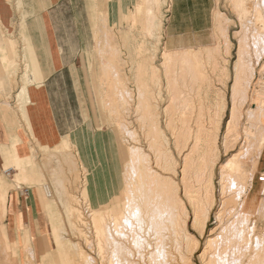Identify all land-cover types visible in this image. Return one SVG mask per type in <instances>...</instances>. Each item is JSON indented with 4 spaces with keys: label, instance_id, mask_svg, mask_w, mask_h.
<instances>
[{
    "label": "bare ground",
    "instance_id": "6f19581e",
    "mask_svg": "<svg viewBox=\"0 0 264 264\" xmlns=\"http://www.w3.org/2000/svg\"><path fill=\"white\" fill-rule=\"evenodd\" d=\"M229 1L239 22V29L233 32L237 52L232 75L228 64L234 45L228 28L233 19L219 9L213 15L217 43L213 47L205 45L196 50L165 46L160 65L155 63L157 49L147 55L141 41L136 47L140 58L134 68L138 86L134 113L148 149L137 145V133L130 129L125 115L128 112L125 105L132 93L126 78L116 69V50L110 48L108 41L104 47L98 45L102 80L109 83L114 93L117 88L120 90L124 110L108 100L104 101V107L115 114L126 135L137 139L136 145L129 149L128 169L125 168L129 175L127 177L124 170L122 199L111 201L108 198L102 205L89 200L90 223L97 238L98 254L103 260L107 258L108 264H196L193 256L200 250L201 238L188 229V223L191 220L192 228L203 237L218 200V226L210 231L201 249V262L264 264V232L256 231L253 223V217L264 210V202L260 200L264 188H257L256 181V169L264 149V83L252 96L248 92L255 64L264 56V0H254L252 8L249 0ZM159 2L143 4L146 8L141 6L137 11H145L143 29L151 35L158 33V39L165 29L162 18L156 19V9L162 5ZM106 39L110 40L109 34ZM27 71L25 69L29 79ZM230 78L229 104L226 91ZM163 85L168 92L167 105L162 107L166 115L164 125L180 161L169 147L157 110L159 101L156 99L165 101ZM26 88L24 85L20 92L25 93ZM249 97L251 103L245 108ZM227 110L230 116L220 133ZM243 112L247 123L242 126ZM258 122L262 128L256 131ZM67 141L64 139L59 147ZM84 194L88 197V190ZM114 202L116 206L104 207ZM67 203L68 208L64 204L68 209L66 217L77 215L76 211L81 215L72 202ZM53 231L56 235L57 229ZM70 243H61L66 261L93 264L91 254L78 243Z\"/></svg>",
    "mask_w": 264,
    "mask_h": 264
},
{
    "label": "crops",
    "instance_id": "0c3cea01",
    "mask_svg": "<svg viewBox=\"0 0 264 264\" xmlns=\"http://www.w3.org/2000/svg\"><path fill=\"white\" fill-rule=\"evenodd\" d=\"M170 2L166 46L170 49L193 48L208 41L216 1ZM77 3L83 4L77 7ZM139 3L140 0H0V235L16 254L14 264H51L48 261L54 248L48 213L51 205L45 199L43 187L29 182L38 179L41 172L32 167L28 159L37 145L55 147L62 152L59 146L64 135L50 81L58 78L67 65L65 44L73 41L69 51L81 49L89 58L94 12H102L108 26L119 24L126 17L134 25L137 16L133 12ZM12 29L18 36L23 35L27 42L26 50L20 49V56L28 58L29 80L32 81L33 75L37 80L26 85L24 94L20 92L22 83L19 87L12 83ZM107 30L105 37L109 34L110 40L105 39L103 44L102 40H97L98 45L108 41L117 53L116 36ZM114 57L116 60V54ZM100 86L102 90V84ZM77 150L89 167L87 190L91 201L102 205L121 185L120 159L86 141L82 145L78 143ZM262 154L263 158L264 149ZM68 155L66 161L77 164L70 160L71 153ZM116 161L118 168L113 166Z\"/></svg>",
    "mask_w": 264,
    "mask_h": 264
},
{
    "label": "rangeland",
    "instance_id": "374dc122",
    "mask_svg": "<svg viewBox=\"0 0 264 264\" xmlns=\"http://www.w3.org/2000/svg\"><path fill=\"white\" fill-rule=\"evenodd\" d=\"M159 1H160L159 3L162 2L161 4L163 6L160 5L156 9L157 11L156 19L159 18L158 20H160L162 18L164 23L163 25L165 28L162 32V36H160L161 37L160 39H158L159 38L158 33L151 35L149 33H146V31H144L143 21L145 23L146 20L145 17L146 15L144 13L145 11L144 12L140 11V13L137 12L138 11L137 9L140 5L142 6H144L145 4L149 5L151 4V2H153V0L151 1L140 0L139 5L136 7L135 11L133 12V14L137 13L138 15L136 17L135 20L136 22L134 25L131 24L128 17H126L124 20H121L119 24L108 26L106 24V20L103 17L102 12L99 11H97V13L96 11L94 12L93 16L95 21L93 22H95V26L93 29L94 32L92 34V39L90 43L91 46L89 51V58L84 54L83 51H81V49L74 51L72 48L73 52L69 51V47L71 46L73 47L74 45L73 41H69V43L66 42L65 44L66 58L68 61L67 65H65L64 69L61 72H59L60 76L58 78L54 77V79L50 82L53 88V102L56 107L60 126L64 135L62 140L63 139L68 140L66 142V145L59 148L62 152H66V153H62L58 151L57 149H55V147L48 148L39 145L37 146L34 145L35 147L33 149V154L28 159L29 164L30 165L32 164V167L40 170L41 172V175L38 179L35 180L30 179L29 182L43 187L45 199L51 205L48 206L49 219L52 227V233L50 236L52 237V239H54V248L51 254L49 255V259H48V261H50L51 264L53 263V261H56L55 264H68V263L72 264V261H66L65 252L61 246V243L64 241L66 243H70V241H72L73 244H75L76 242L78 243L79 246L81 245V247H83L86 250V252H88V254H91L90 256H92L94 260L93 264H108L107 258L103 260L101 256L98 254L97 242H96L97 238L95 237L94 230L90 223V215L92 212L91 211L92 208L89 205L90 202L89 200H91V198L88 194H87L88 197H86L84 194L87 191V190L85 191V188L86 189L88 188L87 186L88 179L86 178H87V174L89 173L88 172L89 167L86 165L84 160H81V156L79 155V153H77L78 152L77 145L78 143L82 145L86 141L88 144L101 148L102 151H104L106 154H110V156L115 155L120 159L119 162L120 164L116 161V163L115 162L113 163V166L117 167L118 164L120 165L121 185L119 184L120 187L118 186L117 192L114 194V196L110 195L108 198L111 201H114L118 198L122 199L123 196L122 193L124 190V183H125L124 181L126 180L125 175L127 174V177L129 175L127 173L129 171L125 170V168L128 166L129 163L128 162L129 149L131 148V146L136 145L137 142H138L137 145L141 146L142 148L148 149L146 142L147 140L145 139L143 129L141 128L136 113H134L135 102L138 99L136 95L138 93L137 90L138 86L135 81L136 69L134 68H136V61L139 60L140 58L137 55V48H136V46L140 41L142 45L145 46L146 50H144V53L147 55H152L154 51L157 49L155 63L157 65H160L161 63L163 47L166 46L165 44L166 22L169 17V11L171 9V6L169 7V5L171 2L170 0H164V1L159 0ZM215 1H216L215 10L219 9L223 11L228 17L233 19L232 23H234V24L231 23V25L228 28L229 36L232 39L234 45L232 46L231 49L232 53L230 55L229 64H228L230 68V73L232 75L233 74L232 66L233 63L235 62L236 52H237V41L235 38H233V32L239 29V22L235 11L231 7L229 0H215ZM147 2L149 3L147 4ZM253 3L254 0L248 1V4H250L251 8L253 6ZM82 4L83 3H79V4L77 3V7L79 6L81 7ZM144 8H146V6H144ZM82 15H83V19L85 20L84 9L82 10ZM95 28L97 29L98 32L96 31ZM214 28L215 27L213 22L212 27L208 32V41H206L202 45L195 46L193 48H195L196 50H201L203 49L204 45H210L212 47L216 45L217 43H216ZM107 29H109L110 32H113L115 34L118 43L117 49L119 51L117 50L116 53V57H117L116 59L117 61L115 62L116 69L119 71L122 77L126 78V82H127L126 84L128 86V90L132 93L128 99L129 103L125 105L126 107L125 112L128 111L125 113V115L128 116L126 118H128L127 120L130 124L129 125L130 129L134 130L135 134L137 133L136 134V138L138 139V140L136 139L137 142H135L136 140L134 139L133 141L131 137L126 135V133H124L121 130V128L117 123L115 114H113V112H110L108 109L104 107V101L108 100L110 102L117 103V106L120 107V109L124 110L120 90H118L117 88L116 92L114 93V89L108 86L109 83H107V81L105 80L100 81V75L102 74V67L100 64L101 61V58L99 57L100 53L98 52L97 49V45H98L97 40H102V44L104 43V40L106 39L105 35L108 31ZM142 30L146 33V35H143L144 32ZM10 32H11L10 43H11V50L13 55L12 64L10 65H12L13 67V75H12L13 86L19 87V84L21 83L24 86L31 83L32 81H37L35 79L36 76L33 75L31 81V79L29 80L27 75L25 74V69H27L28 72L30 71V65L29 67H26L25 64L28 58L25 57L21 58L20 56V49L26 50L27 48L26 46L27 42L25 41L24 36L21 34L18 36L16 32L13 31V29ZM144 36L146 38H144ZM150 51H152L151 54ZM123 60L126 61L124 62ZM28 63L30 64V62ZM263 63H264V56L259 61V64H255L256 65L254 72L255 75L253 76L252 84L250 85V89L248 90V92H250L249 96H252L255 92H257L260 89V85L264 83V69L263 70L261 69ZM129 64L131 65V67ZM126 69L128 72L126 71ZM123 70L125 71L123 72ZM231 79L232 78L228 80V86L226 91V96L228 98L229 104H230V89L232 84ZM162 83L164 84V80L162 81ZM101 84H102V90H100ZM156 87L155 90H157L156 93H158V86ZM164 87L165 86L163 85L161 89L165 101H162L163 100L162 99L161 100L163 102L162 103L160 99L159 100L156 99V101H159V105L157 104V110L160 112L159 118L161 121V127L165 131L164 133L166 134V137L168 139L169 147L173 151L175 157L180 161L181 158H179L177 151L174 149L175 147L172 142L171 135L166 130V126L164 125L165 124L164 120L166 119L165 118L166 115L163 113L162 107L165 104L167 105L166 102H168V92L166 90V87L165 89ZM247 102L245 103L246 106L244 105L245 108L251 103L250 97L248 98ZM225 114L226 115L224 116L220 133H222V131L225 129V124L229 119L230 116L229 110H227ZM243 116L244 117H242L241 122L244 121V123L240 122L242 126L247 123L246 113L243 112ZM257 124H259L260 128L257 127L258 126ZM256 128H257L256 131H258V129L261 130L262 126L259 122L256 123L255 129ZM68 152L71 153L70 160L77 161V164H73V163L70 164L68 161H66V157H69ZM85 155L86 154L84 153L83 156ZM262 156H261L260 164L256 169V181H257V188L263 189L264 180L261 178V176L262 174H264V157L262 158ZM103 159H105V157ZM16 165L19 166L18 163ZM124 170L126 171L125 172L126 174L124 173ZM215 180L217 184L218 177H216ZM45 187H49V188L45 189ZM49 192H51V196L47 194ZM218 192H219V186L216 188V194L217 197L219 198ZM260 197H261L260 200L264 202V192H262ZM66 200L69 203L72 202L73 205H75V207L78 208L81 215H79L78 211H76L77 215H69V217H66L68 216V209L66 210V208H68V203L66 202ZM115 203L117 204V202L108 203L109 205H106L104 207H114L113 205L116 206ZM64 204L67 205L66 208H64L65 206ZM218 205H219V200L217 201L215 209L211 214L210 220L208 222L203 237H199V234L195 232V230L192 228L191 220L188 223V229L190 228L189 230L192 233L197 235L199 239L201 238L200 250L194 253L193 256V260L196 262V264H203L199 258V254L201 252L203 245L207 240L208 235L210 234V231L214 229L216 226H218V222L216 219V211L218 210ZM261 212H258L253 217L254 222L252 221L253 223H255L257 227L256 231L259 230L258 232H264V215H263L264 210ZM257 225H259V227ZM54 229L55 230L57 229L56 235L53 231ZM72 242L70 243L71 245ZM52 247L53 245L51 246V248ZM15 256L16 254L14 250L7 247L2 235H0V261H3L2 264H14V261H17Z\"/></svg>",
    "mask_w": 264,
    "mask_h": 264
},
{
    "label": "built area",
    "instance_id": "2783aa9c",
    "mask_svg": "<svg viewBox=\"0 0 264 264\" xmlns=\"http://www.w3.org/2000/svg\"><path fill=\"white\" fill-rule=\"evenodd\" d=\"M261 178L264 180V174H262ZM49 187H45V189H48ZM48 195H51V192L48 193Z\"/></svg>",
    "mask_w": 264,
    "mask_h": 264
}]
</instances>
